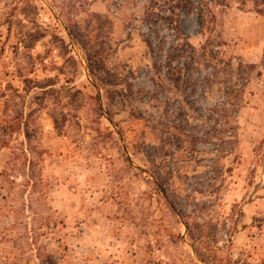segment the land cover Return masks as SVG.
I'll return each mask as SVG.
<instances>
[{"label": "rangeland", "instance_id": "374dc122", "mask_svg": "<svg viewBox=\"0 0 264 264\" xmlns=\"http://www.w3.org/2000/svg\"><path fill=\"white\" fill-rule=\"evenodd\" d=\"M234 6L264 15L0 0V264H264V22Z\"/></svg>", "mask_w": 264, "mask_h": 264}, {"label": "crops", "instance_id": "0c3cea01", "mask_svg": "<svg viewBox=\"0 0 264 264\" xmlns=\"http://www.w3.org/2000/svg\"><path fill=\"white\" fill-rule=\"evenodd\" d=\"M232 11H236V13L232 17V21L237 20V22H242L243 24H246L250 28H252L253 26H259L260 28L259 21L264 22L263 14L254 16L253 13L247 7H244V6L235 7L234 6L232 7ZM261 39H262V42L264 43V36L261 37Z\"/></svg>", "mask_w": 264, "mask_h": 264}]
</instances>
